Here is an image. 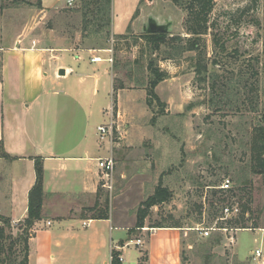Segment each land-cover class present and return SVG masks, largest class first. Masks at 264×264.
Masks as SVG:
<instances>
[{
    "label": "rangeland",
    "instance_id": "rangeland-1",
    "mask_svg": "<svg viewBox=\"0 0 264 264\" xmlns=\"http://www.w3.org/2000/svg\"><path fill=\"white\" fill-rule=\"evenodd\" d=\"M122 1L116 0L114 8L115 33L127 34L111 35V26L108 30L91 24L84 36L91 40L88 45L102 46L109 41L113 46L116 90L147 92L149 65L167 79L155 88L161 107L149 109L143 96L135 93L138 104L144 106L135 111L122 109L118 122L113 111L115 171L108 187L100 181L96 201L93 207L83 209V216H110L131 230L138 209L161 181L170 199L151 208L142 228L147 232L132 230L130 239L146 241L154 230L171 229L182 236V264H257L252 260L254 251L264 249L263 238L253 233L264 229V0H215L208 22L214 26L198 48L202 56L185 50L189 38L184 26L186 12L170 0H148V7L138 6L140 0L124 1L125 5ZM37 3L0 0V56L4 46H13L25 37L31 41L53 27L52 20L40 19ZM136 8L138 14L132 20L138 21L128 29ZM72 12L65 19L75 28L79 18ZM153 24L168 25V31L162 32L167 44L155 53L142 38ZM214 35L220 37L222 50L212 44ZM175 37H180V42L173 43ZM72 56L64 54L67 65H75ZM203 61L207 71L198 75L195 68ZM80 63L89 67L86 61ZM98 90L96 98L89 95V101L95 103L87 120V142L90 155L106 157L108 142L99 141L96 128L109 123L111 108L100 105L104 93L101 87ZM105 99L109 105L110 98ZM225 179L231 183L227 192L219 189ZM231 203L239 207L240 215L226 226L246 230L226 234L234 235V245H228L224 234L202 238L192 230L211 226L220 218L221 208ZM12 226L14 235L25 229L23 223ZM160 226L171 228H152ZM125 237L124 243L129 240ZM15 251L20 257L19 248ZM139 255L138 248H126L125 264H135Z\"/></svg>",
    "mask_w": 264,
    "mask_h": 264
},
{
    "label": "crops",
    "instance_id": "crops-1",
    "mask_svg": "<svg viewBox=\"0 0 264 264\" xmlns=\"http://www.w3.org/2000/svg\"><path fill=\"white\" fill-rule=\"evenodd\" d=\"M67 1L40 0L38 15L52 20L53 27L31 41L25 37L1 49L0 217L9 218L12 227L26 219L28 194L35 184L34 165L39 162L43 201L40 218L30 230L28 264H110L111 248L125 244V235L131 240L130 226H120L110 216H83V209L93 207L102 180L96 165L101 157L90 155L88 149L87 120L95 103L89 101V95L96 98L101 87L100 105L109 106L117 122L122 109L135 111L145 105L147 96L144 90L124 88L114 93L113 46L109 41L102 46L88 45L91 40L83 34L80 4L74 0L68 6ZM124 1L128 0H123V5ZM142 4L148 7L150 2L140 0L138 6ZM115 5L116 0H111V35H125L115 33ZM69 10L77 12L75 28L65 19L70 17ZM138 10L128 29L138 21L132 20ZM64 54L73 55L75 65H67ZM60 70L63 76L58 75ZM135 93L143 96V104H138ZM105 97L110 98L109 105ZM174 232L154 230L135 264H182V236ZM254 232L264 244V229ZM124 250L120 251L123 264ZM261 251L264 261V249Z\"/></svg>",
    "mask_w": 264,
    "mask_h": 264
},
{
    "label": "trees",
    "instance_id": "trees-1",
    "mask_svg": "<svg viewBox=\"0 0 264 264\" xmlns=\"http://www.w3.org/2000/svg\"><path fill=\"white\" fill-rule=\"evenodd\" d=\"M175 6H178L186 12L185 20V31L189 38H186L185 50L188 52H195L198 56L202 54L198 53V48L201 38L207 34L210 27L214 25H208L209 16L213 10L215 0H170ZM80 11L82 17V30L83 34H86L88 27L91 24H96L95 27L107 28L109 30L111 19H110V6L111 0H80ZM37 7L41 8V2L38 0ZM244 11L241 13L243 14ZM109 32L104 34L108 36ZM110 34V33H109ZM145 44L152 48V52L160 51L161 46L167 44L166 35L157 34V33H148L142 36ZM180 37L172 38L173 43L180 42ZM220 37L214 35L212 38V44L215 48L223 49L224 45L220 42ZM171 43V44H173ZM173 50H180L182 48L173 47ZM172 58V56H170ZM151 64V63H149ZM213 64H217L216 61ZM197 74L201 72H206V66L203 61V65L198 64L195 68ZM148 71L150 73V80L148 82V89L146 92V105L149 109L152 110L154 105L162 106L160 99L155 93V88L159 83L167 79V76L152 67L148 66ZM255 76L257 73H254ZM211 88H213L211 86ZM121 89V88H120ZM116 89H114V93ZM114 96V95H113ZM264 96V90H263ZM264 107V103H263ZM154 122V118L152 119ZM264 138V135H263ZM2 145L0 144V150ZM262 154L264 155V141L261 144ZM264 168V160H262ZM35 172V184L28 194V212L27 217L23 221L25 229L22 233L14 235L11 231V221L10 219H1L0 218V264H28V240L30 238V230L35 221L40 218V210L43 200V171L42 166L39 162H36L34 165ZM170 199V193L165 188L162 187L161 181H159L157 187L155 188L153 194L143 202L141 207L138 209L135 217L134 228L129 230L130 233L135 229H142L144 227V220L149 214L151 208L160 206L166 203ZM98 219H107L106 216H97ZM152 228H171V227H152ZM219 240H216L218 244ZM120 246H123L120 243ZM16 248H19L21 253L20 257L16 256ZM120 252L112 251L110 264H121L118 261V256Z\"/></svg>",
    "mask_w": 264,
    "mask_h": 264
},
{
    "label": "built area",
    "instance_id": "built-area-1",
    "mask_svg": "<svg viewBox=\"0 0 264 264\" xmlns=\"http://www.w3.org/2000/svg\"><path fill=\"white\" fill-rule=\"evenodd\" d=\"M67 5L71 6L74 2V0H68ZM98 59H92L91 62H98ZM113 110H111V115L109 118V123L106 125H100L97 127L96 132H97V137L99 141H107L108 143V155L106 157H101L96 159V165L97 169L101 174V178L104 182L103 186L106 188L108 187L109 180L114 174L115 171V159L113 156V152L111 150L112 143L114 142V137H115V132H117V129L115 128L116 122L113 120ZM231 188V183L229 179H225L222 183V185L219 187L220 190L223 192L229 191ZM240 215V209L236 204H226L221 208L220 211V218L215 221L211 226L209 227H197L195 229H192L196 232H199V234L202 236V238H208L210 237L213 233H220L226 234L228 233H237L239 231H246L245 229H234V228H228L226 225H229L231 222L235 221L238 219ZM142 232H145L144 229H140ZM226 240L228 241V245H234L235 243V238L234 235H229L228 237L226 236ZM145 244V240L142 238H137V239H131L128 240L123 246L120 247H112V251L120 252L123 249H126L128 247H136L139 249V253L142 252V247ZM121 253V252H120ZM111 260V257H110ZM252 260L264 264V261L262 259V251L260 249H257L254 251V254L252 256ZM118 261L123 264L124 259L122 255L120 254L118 256ZM142 264V263H138Z\"/></svg>",
    "mask_w": 264,
    "mask_h": 264
},
{
    "label": "water",
    "instance_id": "water-1",
    "mask_svg": "<svg viewBox=\"0 0 264 264\" xmlns=\"http://www.w3.org/2000/svg\"><path fill=\"white\" fill-rule=\"evenodd\" d=\"M148 32L150 33H164L168 31V25H161V26H156V25H150L149 29H147ZM59 76H63L64 75V71L60 70L58 72Z\"/></svg>",
    "mask_w": 264,
    "mask_h": 264
}]
</instances>
